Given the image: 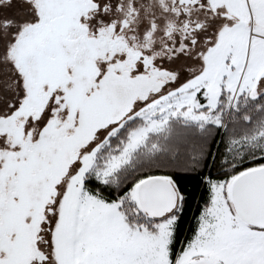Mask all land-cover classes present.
<instances>
[{"label": "snow or ice", "instance_id": "obj_1", "mask_svg": "<svg viewBox=\"0 0 264 264\" xmlns=\"http://www.w3.org/2000/svg\"><path fill=\"white\" fill-rule=\"evenodd\" d=\"M0 264H264V0H0Z\"/></svg>", "mask_w": 264, "mask_h": 264}, {"label": "trees", "instance_id": "obj_2", "mask_svg": "<svg viewBox=\"0 0 264 264\" xmlns=\"http://www.w3.org/2000/svg\"><path fill=\"white\" fill-rule=\"evenodd\" d=\"M182 183L187 185V187H189L190 190L196 192L197 195L199 194L198 189H196V187H195V181L191 177H185L182 180ZM189 216H191V213H189Z\"/></svg>", "mask_w": 264, "mask_h": 264}]
</instances>
